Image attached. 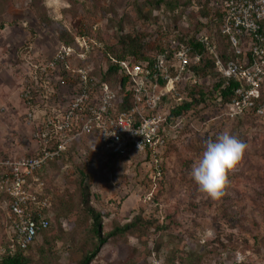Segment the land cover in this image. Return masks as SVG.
Wrapping results in <instances>:
<instances>
[{
	"label": "rangeland",
	"instance_id": "rangeland-1",
	"mask_svg": "<svg viewBox=\"0 0 264 264\" xmlns=\"http://www.w3.org/2000/svg\"><path fill=\"white\" fill-rule=\"evenodd\" d=\"M156 1L0 0V155L18 157L36 149L35 126L20 92L29 61L50 57L61 35L96 34L114 57L127 56L122 40L132 37L152 55L160 32L201 30L204 15L220 5L219 0ZM15 48L23 51L21 61L16 62ZM101 53L90 61L93 70L105 61ZM209 78L200 80L214 77ZM215 115L202 108L187 114L160 177L144 154L116 157L94 134L78 138L69 155L44 170L53 216L25 253L30 264H78L94 249L97 236L82 202L81 172L92 206L103 215V233L135 223L111 236L91 264H264V125L251 115ZM224 131L246 149L228 173L224 195L213 198L190 173L207 139ZM10 236L0 194V257Z\"/></svg>",
	"mask_w": 264,
	"mask_h": 264
},
{
	"label": "built area",
	"instance_id": "built-area-1",
	"mask_svg": "<svg viewBox=\"0 0 264 264\" xmlns=\"http://www.w3.org/2000/svg\"><path fill=\"white\" fill-rule=\"evenodd\" d=\"M222 13L220 27L234 53L229 59L219 54L214 34L201 33L194 43L156 51L150 60L112 58L124 77L116 87L92 74L90 60L103 43L90 35L79 36L75 45H60L48 58L29 61L20 98L35 126L36 149L32 155H0L11 248L15 242L27 249L50 227L53 203L44 168L84 135L94 134L110 154L147 158L149 153L155 176L162 175L168 143L184 121H168L167 108L182 99L184 78L197 81L193 67L204 63L206 53L226 85L235 80L237 86L228 103L217 91L205 113H215V119L252 113L264 125V0H223Z\"/></svg>",
	"mask_w": 264,
	"mask_h": 264
},
{
	"label": "trees",
	"instance_id": "trees-1",
	"mask_svg": "<svg viewBox=\"0 0 264 264\" xmlns=\"http://www.w3.org/2000/svg\"><path fill=\"white\" fill-rule=\"evenodd\" d=\"M220 5L217 7L216 10H212L211 12H208L201 20V30L191 31V32H185L183 30L177 29L175 31H162L157 36L158 38H155L153 40V53L152 55L144 54L142 51V45L139 44L135 39H132V37H129L128 39H125L126 41L122 40V44H125L126 48V54L118 55L116 57L112 56L110 52H104V44L98 48L97 52L102 51V55L105 56V61L102 64L101 68L92 71V74L98 78H100L101 81H107L113 86H118L117 84L121 81L123 83L124 77L119 73L118 66L115 64V62L112 60V58L115 59H126L129 57H133L136 60H150L152 56L155 54L156 51L160 50H173V48L180 44H191L194 43L196 40V35L201 33H207V34H214L216 36L217 40V48L219 54L224 59H229L234 56V53L230 50V45L228 42V37L225 33L221 30V22H222V7H223V0H219ZM156 3L162 4L167 3L166 0H157ZM263 32H264V25H263ZM84 35H90L93 38H97L96 34H72V36L68 39L64 38L63 35L60 36V45H75L77 42V38L79 36ZM223 42H225L228 46V48H225L223 45ZM96 52V53H97ZM95 53V55H96ZM213 56L206 53L205 61L204 63L193 67V70L195 74L197 75V81L196 82H189V80L183 79V82L181 83V96L182 99L179 101L174 100V104L167 108L168 111V121L175 122L178 119H185L187 114L191 113L194 110H197L198 108H202V110L205 109L206 106H209L212 104V100L214 99L215 93L218 91L222 95V103H228L234 92L233 89L237 86V82L230 81L229 85H226L225 80L222 79L219 76V73L216 70V67L213 62ZM91 61V60H90ZM206 76L214 77L213 80H204L201 81L200 79L206 78ZM210 79V78H209ZM124 86V84H122ZM124 88V87H123ZM130 95V93H129ZM164 99L167 100L168 96H164ZM246 115H251L255 117L252 113H246ZM172 142L168 143V147L164 154V160L160 164V169L162 171V174L165 172L164 168V162L166 158V152L170 148ZM73 147V146H72ZM71 147V148H72ZM69 148L67 151H65L60 157H58L55 160H58L61 158L64 154H68L70 152ZM34 152H31L27 155H32ZM116 157H122L115 154H111ZM123 158V157H122ZM126 158V157H124ZM147 159H151L150 154L148 153ZM55 160L51 161L54 162ZM46 168H44L45 170ZM155 171V170H154ZM44 175V172H43ZM85 175L83 172H81V187H82V202L84 204L85 209L89 213L91 219L93 220V228L94 232L97 236V242L93 250H91L89 253L84 255L83 259L78 264H91L93 259L98 255L100 252L102 246L108 241V239L111 236H114L120 232H126L134 228L135 223L128 222L124 225L116 226L108 233H103V215L100 211L96 210L90 201V194L88 186L85 183ZM45 178V177H44ZM46 180V179H45ZM47 183V182H46ZM46 190L50 194L48 184H46ZM2 195V194H1ZM3 196V195H2ZM47 230V229H46ZM44 230L42 232V235L45 233ZM36 243V242H35ZM34 243V244H35ZM13 242L7 241V245L3 250V254L0 257V264H30L29 259L25 255V253L29 250V248L33 245H30L27 249L21 248L17 243L14 242V246L11 248V245Z\"/></svg>",
	"mask_w": 264,
	"mask_h": 264
},
{
	"label": "clouds",
	"instance_id": "clouds-1",
	"mask_svg": "<svg viewBox=\"0 0 264 264\" xmlns=\"http://www.w3.org/2000/svg\"><path fill=\"white\" fill-rule=\"evenodd\" d=\"M245 149L246 145L229 131L215 139H207L205 149L193 163L190 173L200 190L213 198L224 195L228 173L240 163Z\"/></svg>",
	"mask_w": 264,
	"mask_h": 264
},
{
	"label": "crops",
	"instance_id": "crops-1",
	"mask_svg": "<svg viewBox=\"0 0 264 264\" xmlns=\"http://www.w3.org/2000/svg\"><path fill=\"white\" fill-rule=\"evenodd\" d=\"M22 52L19 48H15L14 53L16 55V62L21 61L20 55L22 56Z\"/></svg>",
	"mask_w": 264,
	"mask_h": 264
}]
</instances>
